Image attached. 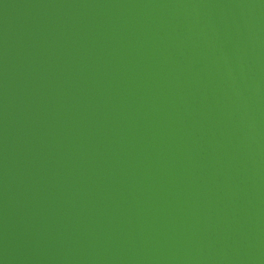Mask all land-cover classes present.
Here are the masks:
<instances>
[{
  "label": "water",
  "instance_id": "1",
  "mask_svg": "<svg viewBox=\"0 0 264 264\" xmlns=\"http://www.w3.org/2000/svg\"><path fill=\"white\" fill-rule=\"evenodd\" d=\"M0 264H264V0H0Z\"/></svg>",
  "mask_w": 264,
  "mask_h": 264
}]
</instances>
